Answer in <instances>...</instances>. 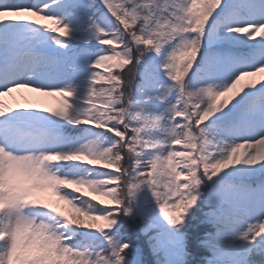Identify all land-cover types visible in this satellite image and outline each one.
Here are the masks:
<instances>
[{"label":"snow or ice","instance_id":"1","mask_svg":"<svg viewBox=\"0 0 264 264\" xmlns=\"http://www.w3.org/2000/svg\"><path fill=\"white\" fill-rule=\"evenodd\" d=\"M0 264H264V0H0Z\"/></svg>","mask_w":264,"mask_h":264},{"label":"trees","instance_id":"2","mask_svg":"<svg viewBox=\"0 0 264 264\" xmlns=\"http://www.w3.org/2000/svg\"><path fill=\"white\" fill-rule=\"evenodd\" d=\"M130 230H131V234L133 235V238H135L136 235L138 234V226L135 225V224L130 225ZM144 240H145V238L141 236L140 237V241H141L142 244H144ZM192 243H193V246H195V244H196L195 240H193ZM144 248H145V253L147 255V246H146V244H144ZM148 258L151 259L150 256ZM257 259H259V258H257Z\"/></svg>","mask_w":264,"mask_h":264},{"label":"rangeland","instance_id":"3","mask_svg":"<svg viewBox=\"0 0 264 264\" xmlns=\"http://www.w3.org/2000/svg\"><path fill=\"white\" fill-rule=\"evenodd\" d=\"M30 95H36V94H30ZM42 99L44 100L46 106L57 107L59 105L57 103L58 97H43Z\"/></svg>","mask_w":264,"mask_h":264}]
</instances>
